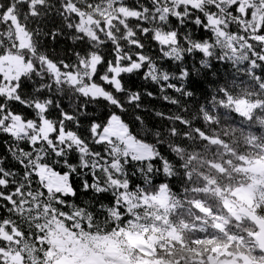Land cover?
Returning a JSON list of instances; mask_svg holds the SVG:
<instances>
[{"label":"snow or ice","instance_id":"snow-or-ice-1","mask_svg":"<svg viewBox=\"0 0 264 264\" xmlns=\"http://www.w3.org/2000/svg\"><path fill=\"white\" fill-rule=\"evenodd\" d=\"M83 3L85 0H0V57L22 55L25 64L31 63V70L15 79L0 72V139L7 149L6 154L0 153V231L8 237L0 238V264H13L17 255L20 264H55L61 256L66 258L65 264H124L119 257L93 247L90 241L101 238L115 239L120 255H127L128 264H134L137 257L143 258L141 250L128 249L118 234L133 225L153 223L150 216L141 214L154 209L140 200L149 191L155 196L161 189L176 197L172 203L179 205L175 212H168L169 223L179 232V242L174 240L172 248L181 244L191 248L194 231L180 227L177 218L192 222L190 215H184L185 206L191 209L189 201L209 202L207 194L195 189L231 184L238 175L232 168L243 163L241 149L232 147L225 131L246 136L245 148L264 155V21L258 27L253 22L255 15L264 14V0H247L243 7L241 0L227 4L207 0L199 7L175 5L173 0H135L134 10L143 15L130 18L136 26L126 39L122 37L124 25H118L119 31H113L119 37L115 41L99 31L90 40L77 30L75 9ZM117 5L128 6L126 0H114L113 7ZM221 14L222 23L214 26L213 17ZM52 16L59 18V27L48 26ZM14 21L28 34L32 53L19 48ZM100 26L103 28V21ZM157 29L171 33L173 42L157 39ZM218 31L235 39L229 45ZM61 40L72 43L69 58L42 51L48 41ZM93 57L97 63L89 75ZM217 65L231 69V78H219ZM213 73L217 79L201 103L190 87L191 78ZM133 75L155 86L159 95L147 88L128 87L127 80ZM90 86L98 87L101 94L86 91ZM146 97L171 106V110H149ZM242 100L252 105L250 113L236 107ZM149 111L163 122L161 126H148L143 114ZM14 120L24 126L19 134L9 127ZM222 120L228 121L227 129L219 127ZM42 121L52 129L43 138L39 135ZM113 121H119L127 135L147 147L151 155L135 159L133 154H121L124 144L108 135ZM210 135L221 143L209 144ZM189 155L193 159L185 163ZM197 162L201 172L208 169L215 184L207 179L193 181L191 169ZM216 164L220 171L213 167ZM17 165L22 171L16 170ZM41 166L66 177L67 190L49 193L39 179ZM175 181L182 182L181 188H176ZM77 188L85 195L91 193L90 199L78 202ZM133 196L137 208L128 205ZM210 211L217 216L223 208ZM52 215L62 221L73 242H78L69 243L63 253H56L46 239L52 225L41 227ZM257 215L264 216V204ZM228 219L223 238H239L244 254L256 264H264V247L257 248L254 239L259 228L247 219L240 223ZM199 231L198 239H203L208 227ZM186 236L193 239L185 243ZM154 247L153 259L167 261L177 256L167 246ZM50 249L56 254L50 256ZM177 264H206V257H184Z\"/></svg>","mask_w":264,"mask_h":264},{"label":"trees","instance_id":"trees-1","mask_svg":"<svg viewBox=\"0 0 264 264\" xmlns=\"http://www.w3.org/2000/svg\"><path fill=\"white\" fill-rule=\"evenodd\" d=\"M55 2V0H53ZM144 2V0H142ZM174 2V1H173ZM207 2V0H202L200 5L201 6L203 3ZM217 3H223L220 2V0H216ZM114 0H100V3L97 4V0H85V3L80 5L79 9H75L77 12V15L79 16V24L77 25V30L83 32L86 36L89 37L90 40H95L97 36V31L103 33L108 39L115 41L119 37L113 35V31H119L118 25H124V31L122 33L123 38H127L132 35L131 29L134 28L135 21L133 19H130L131 17L135 16H142V13L136 12L134 10V5H135V0H126L125 5H119L122 8H125L128 11H132L135 13V15H127L123 16L122 14H118V19L112 20V22L108 23L106 22L104 17H107V13L109 9L113 7ZM175 5L176 2H174ZM103 9V13H100L99 10ZM168 9H164V12L166 13ZM98 13L99 16H94V20H96L97 26L94 30V34L90 35L85 33L83 29L80 28V16L81 15H87L91 13ZM172 12L175 14V8L172 9ZM101 15V16H100ZM219 17L224 18L223 14H221ZM49 20V27L52 25H55L56 27L60 26V20L56 16H52L48 18ZM103 21V28L100 26V22ZM125 21H127V24H125ZM264 21V14H262L261 22ZM260 22V23H261ZM109 24V26L107 25ZM19 26V25H18ZM13 27H14V22H13ZM22 28V27H20ZM23 29V28H22ZM24 31V30H23ZM27 34V33H26ZM201 38H206L205 34L203 32H200L198 34ZM28 36V34H27ZM163 36H172L171 33H161L158 29L156 30V38L159 39L162 43H164L161 39ZM29 38V37H28ZM172 42H173V37H172ZM97 43H100V41H97ZM21 49H28L29 53H32V47H31V41L29 40V46L28 47H19ZM71 48H72V43L70 40H61L58 43L53 44L51 41H48L46 44L43 45L42 51H47V53L50 56H55V57H60L63 56L64 58H69V55L71 53ZM106 50V49H105ZM10 53H6L5 55H8ZM14 55V54H12ZM21 59H23L22 55H17ZM3 57V56H2ZM97 61L94 63L93 69L95 68ZM189 67L191 66V60L188 62ZM31 65V63H29ZM166 67H169L170 70L175 71V66H170L166 65ZM218 73H219V78H223L226 75L228 78H231V69H227L224 66L217 65ZM30 69L22 72V74H27ZM51 70V69H50ZM21 74V75H22ZM91 74V73H90ZM89 74V75H90ZM217 79V76L215 73L209 75L208 77H205L203 74L197 76L193 75L190 81V87L191 89L195 92V96L197 99L201 100V103H203V99L209 95L210 89L212 87V82ZM27 83V82H26ZM127 86L130 88H133L134 90H140L143 91L145 88H147L150 91L155 92L157 95H159L158 90L155 88V86L150 85L143 81L142 79L139 78V76L133 75L128 78L127 80ZM29 89L26 87L25 91H28ZM171 94V93H170ZM145 106L151 110L153 107H155L156 110H163V111H169L171 110V106L164 104L163 102L159 100H149L147 97L145 98ZM250 105L247 101H241L237 104V108L240 107V109H245L249 107ZM239 109V108H238ZM193 111L195 109H192ZM252 108L248 113H250ZM247 114V113H246ZM145 117V121L148 124L149 127H159L162 125L163 122L157 120L155 117L151 115V111L144 113L143 114ZM221 128L227 129L228 127V121L222 120L220 126ZM139 131V129H137ZM213 129H209V132L211 133ZM224 135L229 137V143L232 145L233 148H236L237 146L241 149V159L243 161L242 165H237L235 168H232L233 173H238L236 176L235 180L231 183H225L224 186L221 188L220 186H215L214 188H209L208 185H205L203 188H197L195 189L198 192H203L208 195L209 202L207 204L201 203L200 200H195V201H189L191 204V209H195L196 212L201 213V215H196L195 212H192L191 209H189L187 206L184 207V215L189 216L190 215V220L192 222H188L185 219L182 218H177L179 220V225L180 227H186L188 229H191L194 231V236L196 239L193 240V246L191 248H188L185 246V244H181L179 248H172V242L175 240L179 242V232L175 227H173L169 223V216L168 212L173 211L175 212V209L179 206L178 204H173L172 201L176 199L174 196H170L169 192V204L166 208H160L157 205H148L149 208L154 209L151 213H142L141 215H147L150 216L153 220V223H149L146 227L145 226H140L141 228H145V230H141L142 234L145 237L155 235L157 238L156 243L154 246L159 245L161 248H167L171 252H175L177 254L176 258H171L167 261H160L153 259L152 257L154 256L155 253V247L153 246L152 254L149 259L158 261L161 264H177V260H183L184 257H187L189 260H199L201 257H206V264H208V257L212 255L215 249L220 248L223 249L231 254H244V250L242 248V241L239 238L236 237H229L227 240L223 238L221 235L224 233V228L225 226L230 222L229 217L232 219L236 220L237 223L242 222L245 220L242 216H239V218H236L232 216L224 202L225 201H233L236 200L234 190L238 188H244L249 186L253 179L250 177V173L247 171L242 170L241 168L245 165L246 162H252L256 160L263 159L264 155H258L255 151L249 150L248 148H245V144L248 143V138L246 136H240L239 133H237L236 136H231V133L229 131H225ZM139 142V141H137ZM140 143V142H139ZM221 141L217 140L214 136L209 137V144H220ZM264 151V148L261 149ZM225 151H230V149H225ZM7 149L4 146L3 140L0 139V153L6 154ZM122 154V153H121ZM135 159H139L137 156L134 155ZM9 159H11L9 157ZM193 158L191 155H189L185 159V163H188L190 160ZM203 159V158H201ZM14 163V162H13ZM225 163H228L227 161ZM184 165H181L183 167ZM213 167L216 168V171H220V168L218 164L213 165ZM200 165L199 162H197L194 167L191 169L192 172V179L194 182H198L197 178L199 179H207L209 184H215V178L214 177H209L207 175L208 169H205L204 172H201L199 170ZM16 170L22 171L19 165L16 166ZM187 175V172L185 173ZM74 183L76 185H79V181L74 178ZM175 186L176 188H181V181H175ZM79 195L76 198L78 202L83 203L84 201H87L91 197V193L88 195H85L84 193L80 192L79 188H77ZM189 191H192L191 185L189 186ZM148 195H152L151 191H149ZM105 203L108 201L105 200ZM135 205L134 208L139 207V205L136 204L134 201ZM140 204H144L142 201H140ZM260 204H264V200H261L257 205L254 206V208L251 207V211L258 217L264 219V216L257 215V209L259 208ZM223 208V213L217 216H213L212 212L210 209H216L219 211L220 208ZM155 210H160V214L157 215ZM2 212V210H0ZM226 213V215L224 214ZM41 215H45V213H41ZM155 221H159V224H156ZM195 221H199V224L194 223ZM210 221V222H209ZM220 222V223H219ZM57 223V226L60 228L64 227L62 221L58 220L55 215H52L50 217H47L46 222L41 223V227L47 228L49 224L52 225V228L48 229L46 239L49 242V232L50 230H53L55 224ZM219 224V225H218ZM167 225V227H165ZM207 226L208 227V233L207 236H205L203 239H198L202 233L199 231V229L202 226ZM134 226V225H133ZM132 226V227H133ZM130 227L128 230L132 229ZM127 230V231H128ZM156 230V232H154ZM173 231L174 234H171L170 232ZM67 231V230H66ZM248 230H246L247 232ZM126 232V231H125ZM125 232L119 234L123 236ZM169 233V234H168ZM70 234V233H69ZM255 235V234H254ZM2 238V237H0ZM6 239V238H4ZM193 239L192 236H186L185 238V243L187 240ZM235 241V243H233ZM237 256V255H236ZM21 259V258H20Z\"/></svg>","mask_w":264,"mask_h":264},{"label":"rangeland","instance_id":"rangeland-1","mask_svg":"<svg viewBox=\"0 0 264 264\" xmlns=\"http://www.w3.org/2000/svg\"><path fill=\"white\" fill-rule=\"evenodd\" d=\"M173 1L176 2L177 5L186 4L199 7L202 0ZM220 2L227 4L230 3L231 0H220ZM246 3L247 0H241L242 7ZM103 11V9L99 10L100 13H103ZM107 14V17H104L105 14H103L104 16H102V18H105L106 22L108 23L112 22V20L118 19V14H122L123 16L135 15L134 12L128 11L125 8L120 7L119 5L109 9ZM96 15L99 16L98 13L92 12L91 14L80 16L79 26L85 31V33L90 35L94 34V30L98 23L96 20H94V16ZM261 18L262 14L255 15L253 17V22L257 27L261 22ZM222 21L223 18L217 16L213 17L211 23H213L214 26H218L220 23H222ZM107 25L109 26V24ZM14 30L15 38L20 41L19 47H28L29 38L23 31V29L15 24V21ZM217 35H220L222 39H226L229 45L232 43V40L235 39V37H226L225 34L219 31L217 32ZM161 39L164 43L172 42V36H163L161 37ZM96 61L97 59L95 57L91 59L88 74L91 73V70L93 69L94 63ZM30 67V64H25L24 60L17 55L8 54L0 57V72L4 73L7 79L18 78L22 74V72L30 69ZM117 71H119V69H117ZM69 79L72 80L71 77ZM86 91L96 95L101 94V90L96 86H90L86 89ZM238 108L239 111L246 114L252 107L249 106L245 109H240V107ZM9 127L16 134H19L24 128V126L16 120H14L12 124L9 125ZM51 130V126L42 121L39 135L42 138L47 137L48 133L51 132ZM108 135L115 136L117 140L121 141L124 144L125 147L123 150H121L122 154H133L139 159H143L151 155V152L147 147L135 141L131 136L127 135V130L119 123V121H113L109 125ZM241 169L250 173V177L253 179L252 183L247 187L234 190L236 200L224 202L228 212L236 218H239L240 216L235 212L236 203L251 210V207L254 208V206L257 205L261 200H264V157L260 160L246 162ZM37 171L39 174V179L44 182V187L48 189L49 193L54 191L67 190L66 177H61L56 172H53L51 169L45 168L43 166L39 167ZM125 198L127 199V197ZM134 201V196L132 197V199L128 200V205L130 208H134V206H136ZM140 201L147 205L154 204L159 206L160 208H166L169 204V196L166 190L161 189L156 193L155 196L148 195L147 197L142 198ZM141 230H145V228L134 225L132 229L126 231L123 236L120 235L122 238V244L128 249L141 250V256L143 258L137 257L134 264H161L158 261L149 259L152 254L153 246L157 241L156 236L151 235L145 237L142 234ZM154 232H156V230ZM170 233L174 234L173 231H171ZM0 237L8 239V237L2 231H0ZM90 242L93 244V247L101 249L110 255L117 256L124 261V264H128V256L120 255V245L117 244L115 239L101 238L98 240H92ZM49 243L53 246V248H55L56 253H63L69 243L78 242H73L71 233L69 234L64 227L60 228L56 223L53 230H50L49 232ZM56 253H53L50 249V256L55 255ZM237 258H240V264H256V261L254 259L245 254H231L220 248L215 249L212 255L208 257V264H237ZM12 259L13 264H20L21 259L18 255L13 257ZM65 259L66 258L64 256H61L56 260L55 264H65ZM89 259H94V257L90 256Z\"/></svg>","mask_w":264,"mask_h":264},{"label":"water","instance_id":"water-1","mask_svg":"<svg viewBox=\"0 0 264 264\" xmlns=\"http://www.w3.org/2000/svg\"><path fill=\"white\" fill-rule=\"evenodd\" d=\"M235 212L259 228V231L254 235V239L257 248L264 247V219L256 216L251 210L237 203L235 204Z\"/></svg>","mask_w":264,"mask_h":264}]
</instances>
